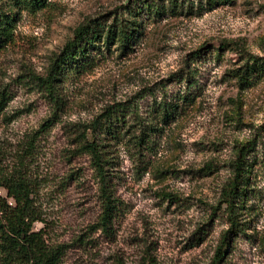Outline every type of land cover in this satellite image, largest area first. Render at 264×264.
Segmentation results:
<instances>
[{"label":"rangeland","instance_id":"1","mask_svg":"<svg viewBox=\"0 0 264 264\" xmlns=\"http://www.w3.org/2000/svg\"><path fill=\"white\" fill-rule=\"evenodd\" d=\"M49 1L21 10L14 39L0 46V93L9 97L0 112V243L3 209L15 205L6 183L24 176L41 219L33 229L65 245L59 264H264V0L212 8L206 0ZM157 2L160 13L143 8ZM114 17L136 18L132 48L123 53L112 41L93 50L92 67L55 83L61 103L54 102L36 77L51 71L78 26ZM222 41L231 46L220 48ZM255 57L260 70L241 84L238 69ZM183 69L195 75L198 96L164 122L159 102L175 103L191 85L175 80ZM118 104L128 116L107 148L118 210L106 232L99 175L82 140ZM140 124L160 129L149 128L157 143L142 163L133 146ZM241 150L246 176L227 209ZM231 217L241 230L217 262Z\"/></svg>","mask_w":264,"mask_h":264},{"label":"trees","instance_id":"2","mask_svg":"<svg viewBox=\"0 0 264 264\" xmlns=\"http://www.w3.org/2000/svg\"><path fill=\"white\" fill-rule=\"evenodd\" d=\"M209 8L214 7L221 2H230L232 0H206ZM49 0H0V46L8 44L14 39V29L16 21L20 17L21 10L27 9L31 12H37L50 5ZM176 7L177 0H170ZM8 5V8H4ZM153 10L160 13L161 10L157 3L144 4L143 8ZM18 9V10H15ZM165 10V7H163ZM135 11L132 10L131 16ZM163 12V11H162ZM161 12V13H162ZM137 17V16H136ZM140 25L136 18L133 20L126 18L114 17L112 21L100 22L99 20H89L75 29L73 39L69 40L62 53L58 56L51 71L45 76H38L36 79L41 83L48 96H51L54 102L61 103L60 96L56 89V82L64 77L67 73L79 72L87 65L93 66V50L100 52L102 46H110L112 41H117L119 48L123 53L130 50V46L140 36ZM104 43L96 44L95 42ZM230 41H222L220 48L230 47ZM200 52V51H199ZM202 54H208V49L202 47ZM219 54V53H218ZM219 57V55H217ZM199 57V56H198ZM258 57L254 58V63L246 64L239 68L236 75L241 84L249 85L251 77H255V73L260 70L258 65ZM181 72V73H180ZM176 74V81H186L191 83L181 94L175 103L161 101L158 104V112L162 116V120L166 122L176 118L179 114V107L182 104H190L198 96V83L195 75L190 70L183 69ZM8 95L0 93V112L4 111V107L8 101ZM125 110L118 105H112L106 108L105 112L98 116L89 126L87 132L83 135L82 147L92 156L94 166L99 175L101 191L103 196L104 211L101 216L99 226L104 231L109 232L112 229V223L118 210V199L115 197L112 185V176L110 174L109 165L114 162L107 155L111 152L109 146L113 141H118L120 129L125 126L126 118ZM136 126V125H135ZM138 129L137 138L133 146L137 149L138 160L140 163L144 161V152H152L156 147L155 135L150 133L160 129L156 126H146L140 124L136 126ZM151 127V128H150ZM150 128V130H149ZM90 133L91 139L88 138ZM122 140V139H121ZM246 155L241 150L234 164V179L225 188L224 202L227 209L233 207L235 199L241 194L242 182L246 176V168L244 160ZM243 166V167H242ZM10 195L14 198L15 205L4 210L6 219V228L3 227L2 239L0 243V252L5 255L4 264H59L65 253V245H50L45 239L44 230L35 231L33 224L39 219L36 206L33 202V191L30 188L26 177H13L6 183ZM231 226L226 230L221 247L217 252V262L224 257L222 254L223 247L229 245L232 238L241 230L239 222L230 219ZM2 225V223H0Z\"/></svg>","mask_w":264,"mask_h":264}]
</instances>
